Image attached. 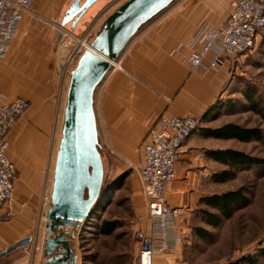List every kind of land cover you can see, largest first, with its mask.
Segmentation results:
<instances>
[{"label": "crops", "instance_id": "0c3cea01", "mask_svg": "<svg viewBox=\"0 0 264 264\" xmlns=\"http://www.w3.org/2000/svg\"><path fill=\"white\" fill-rule=\"evenodd\" d=\"M71 2L35 0L32 15L21 18L7 56L0 61V94L7 101L23 98L29 103L28 110L6 137V154L17 170L13 197L21 212L0 223V252L24 237H32L35 225L29 219L38 215L41 195L49 191L51 182L45 171L56 140L55 124L61 125L67 83L65 80L62 84L59 75L62 54L56 26H60ZM229 3V0H177L125 46L95 92V118L105 158L128 167L142 161L141 146L159 116L167 114L200 121L199 128L181 147L175 178L166 190L168 205L181 212L176 222L180 243L174 253L156 257L153 264H189L187 255L201 252L203 240L194 230L207 231L203 200L220 195L214 191L220 183L213 178L225 171L216 158L226 148L222 146L224 141L210 132L219 128L213 126L214 115L232 84L242 56L216 71L207 69L206 65L192 69L186 57L195 28L204 23H223ZM111 4L110 0L92 3L72 33H81L92 25L96 30L119 6ZM70 26L65 28L70 30ZM134 177L136 187L130 184V207L145 228L141 182L137 173ZM31 246L32 243L10 252L0 258V264H39L41 254L32 260Z\"/></svg>", "mask_w": 264, "mask_h": 264}, {"label": "built area", "instance_id": "2783aa9c", "mask_svg": "<svg viewBox=\"0 0 264 264\" xmlns=\"http://www.w3.org/2000/svg\"><path fill=\"white\" fill-rule=\"evenodd\" d=\"M34 1L0 0V61L7 56L9 43L14 38L21 18L32 15L31 6ZM110 1L111 5L117 6L124 0ZM229 1L227 18L223 23H204L195 28L186 57L192 69L206 65L207 69L219 70L225 63L250 53L257 39L264 38L262 1ZM56 29L60 36L58 47L62 59L58 65L63 84L74 69L77 58L84 51L90 50L94 30L92 25L81 36H77L65 27L56 26ZM181 48L179 46L178 49ZM115 65L112 64V67ZM28 107V101L23 98L7 101L0 94V223L9 221L21 212L13 197L17 170L6 154V137ZM199 126L198 119H178L167 114L161 115L153 123L147 140L141 146L142 161L133 169L138 179L140 178L147 225L134 233L138 251L137 264H153L156 257L174 253L180 243L176 222L181 212L168 205L166 190L168 183L175 178L176 161L183 143ZM41 196L38 215L31 219L35 225L31 237L32 260L41 249L40 237L48 213V193Z\"/></svg>", "mask_w": 264, "mask_h": 264}, {"label": "rangeland", "instance_id": "374dc122", "mask_svg": "<svg viewBox=\"0 0 264 264\" xmlns=\"http://www.w3.org/2000/svg\"><path fill=\"white\" fill-rule=\"evenodd\" d=\"M82 1L84 0L80 2ZM261 1L264 4V0ZM84 30L74 35L81 36ZM255 44L250 53L240 58L232 84L220 102L224 108L215 113L216 121L213 126L232 124L244 129L259 130L264 134L261 117L251 111L249 103L242 95L245 87L251 90L253 88L256 100L264 110V38L258 39ZM55 127L57 141L55 140L51 160L45 171L49 182L57 142L60 139L59 123ZM222 146L255 157L263 165L232 170L233 177L214 188L220 195L243 190L242 194L247 198L248 205L236 210L217 227H207L211 237L200 243L199 254L192 252L187 255L189 264H229L246 255L256 256L258 264H264L259 255V251L264 249V137L260 142L225 140ZM102 153V163L106 170L104 182L91 216L84 220L82 229L76 236L74 246L78 256L77 264H137L138 251L134 233L144 228L140 225V219L133 214L129 202L130 184L136 187V172L128 164L105 158L104 150ZM120 171L123 173L119 174ZM118 175L122 176L118 178ZM137 205L140 208V200ZM144 218L146 222V216ZM102 221L116 223L117 227L111 235L103 236L99 233ZM193 247L194 245L190 249Z\"/></svg>", "mask_w": 264, "mask_h": 264}, {"label": "water", "instance_id": "95a60500", "mask_svg": "<svg viewBox=\"0 0 264 264\" xmlns=\"http://www.w3.org/2000/svg\"><path fill=\"white\" fill-rule=\"evenodd\" d=\"M80 1L72 0L61 19L60 26L71 24V32L97 0ZM176 1L124 0L119 3L97 27L90 50L77 58L69 73L39 264H77L76 236L100 198L106 173L95 118V92L125 46ZM31 241V237H24L1 251L0 258L29 246Z\"/></svg>", "mask_w": 264, "mask_h": 264}, {"label": "trees", "instance_id": "16d2710c", "mask_svg": "<svg viewBox=\"0 0 264 264\" xmlns=\"http://www.w3.org/2000/svg\"><path fill=\"white\" fill-rule=\"evenodd\" d=\"M264 58V53H263ZM242 95L246 102L249 103L250 109L252 112L261 117L264 123V110L261 109L260 104L256 100V93L254 89H249L245 87L242 91ZM225 106V105H224ZM223 105L220 106L221 109ZM224 108V107H223ZM211 135L217 139L225 140H233L236 142L247 143L250 141H262L263 133L259 130L255 129H244L240 126H235L232 124H227L218 129L212 130ZM101 154H103L101 152ZM217 161L225 168L226 171L221 172L219 175H214V182L216 183H225L227 179L233 177L231 175L232 170L240 169V168H255L263 165V162L258 160L257 158H252L243 152H237L231 149H225L223 152H219ZM243 190L235 191V192H226L221 195H212V197L205 198L203 200V205L206 206V210L202 211L203 219L205 220V224L209 228L217 227L223 220L229 219L232 214L241 207H246L247 198L242 194ZM213 211L215 213H213ZM117 225L114 222L102 221L99 226V233L103 236L111 235L112 232L116 229ZM194 234L200 237L203 241H206L211 237V234L205 229L198 228V230H194ZM260 257L264 260V249L259 251ZM257 257L252 255L243 256L237 260L229 262V264H258Z\"/></svg>", "mask_w": 264, "mask_h": 264}, {"label": "bare ground", "instance_id": "6f19581e", "mask_svg": "<svg viewBox=\"0 0 264 264\" xmlns=\"http://www.w3.org/2000/svg\"><path fill=\"white\" fill-rule=\"evenodd\" d=\"M70 25V24H69Z\"/></svg>", "mask_w": 264, "mask_h": 264}]
</instances>
